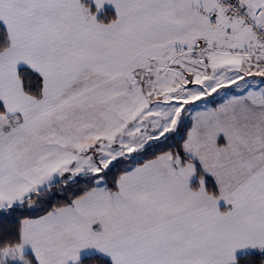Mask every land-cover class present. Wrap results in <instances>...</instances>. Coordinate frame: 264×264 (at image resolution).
Instances as JSON below:
<instances>
[{
  "label": "snow or ice",
  "instance_id": "1",
  "mask_svg": "<svg viewBox=\"0 0 264 264\" xmlns=\"http://www.w3.org/2000/svg\"><path fill=\"white\" fill-rule=\"evenodd\" d=\"M0 264H264V0H0Z\"/></svg>",
  "mask_w": 264,
  "mask_h": 264
}]
</instances>
